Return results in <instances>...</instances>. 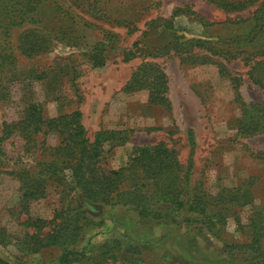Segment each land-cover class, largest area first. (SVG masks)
Returning <instances> with one entry per match:
<instances>
[{
    "label": "rangeland",
    "instance_id": "obj_1",
    "mask_svg": "<svg viewBox=\"0 0 264 264\" xmlns=\"http://www.w3.org/2000/svg\"><path fill=\"white\" fill-rule=\"evenodd\" d=\"M212 1L42 0L33 13L34 27L44 28V33L60 28L67 37L71 34V39H62L75 45L56 42L48 52L28 59L16 49L22 30L31 27L28 19L20 26L0 29V54L10 55L11 65L0 66V129L2 123H13L16 129L0 132L1 261L61 264V257L68 256L67 264H247L244 245L263 232L257 217L264 215V158L256 155L264 153V95L250 78L252 61L259 57L250 56L245 64L242 59L261 45H247L248 54H236L234 59L212 57L226 78L219 76L215 65L181 63L194 52L186 48L180 52L168 48L152 58L166 78L168 108L150 105L144 90L121 91L141 61L138 52L129 60L123 57L139 49L134 44L146 38L155 46L166 44L167 39L157 35L160 22L153 34L143 33L152 30L146 23L168 19L176 7L186 5L194 14L193 20L181 15L172 21L184 37L200 32L195 16L209 24L225 23L226 27H216L220 36L247 32L243 20L250 18L257 3L224 12ZM228 22H239L241 27ZM106 34L114 37V46L106 49L103 66L92 65L89 49ZM55 37L62 36H48ZM38 74L41 80L30 78ZM31 104L44 119L77 109L89 142L101 130L125 131L129 135L125 144L99 145L102 171L123 166L134 147L163 142L176 150L183 166L190 163L188 190L198 187L210 197L229 190L223 194L228 202L210 205L206 211L216 221L215 234L192 220L183 224L180 210L172 216L165 210L157 212L160 216L154 210L156 216H141L140 206L84 202L69 166L61 165L58 156L46 149L57 143V136L18 134L22 110ZM22 169L46 179L43 197L20 201L19 184L7 173ZM37 219L38 227L25 224ZM55 233L61 235L58 241L48 244ZM30 234L35 240L26 236ZM259 245L264 249L263 237Z\"/></svg>",
    "mask_w": 264,
    "mask_h": 264
},
{
    "label": "trees",
    "instance_id": "obj_2",
    "mask_svg": "<svg viewBox=\"0 0 264 264\" xmlns=\"http://www.w3.org/2000/svg\"><path fill=\"white\" fill-rule=\"evenodd\" d=\"M41 1L0 0V29H8L13 25L20 26L28 19L27 24L31 27L22 30L16 46L18 53L26 59L48 52L53 43L56 42L66 46L75 45V43L62 39L64 36L71 39V34L67 37L65 31L60 30V28L48 29L44 33V28L34 27L37 23L33 22L35 20L33 19V13L37 10L36 7ZM212 2L224 12L245 9L257 3L256 9L250 18L243 20L245 23L247 22V32L240 31L239 34L233 36H220L216 27L218 29L226 27L225 23L209 24L195 16L194 20L199 24L200 32L196 37H184L173 26L172 21L181 15H187V18L193 20L192 16L194 14L186 10V5L176 7L168 19L155 18L146 23L152 30L143 33L146 37L150 33L153 34L155 31L154 25L160 22L161 24L156 25L160 26L157 28L159 29L157 35L167 39L166 44L155 46L149 43L148 38H146L143 42L134 44V47L139 46V49L131 51L123 57L124 60H129L135 52H138L141 61L131 71L127 82L121 87V91L130 94L144 90L147 94V102L150 105H160L168 108L166 78L161 68L151 61L152 58L159 56L168 48H171L174 52H180L181 48H186L183 50L188 52L193 50L194 52L191 57L180 59L181 63L191 60V62H198L200 65H215L219 76L226 78L227 74L223 67L211 60L212 57L234 59L236 54L245 52L247 45L259 43L261 49L256 50L254 54L250 53L242 61L245 64L250 56L252 58L259 57V59H253L252 61L250 78L264 95V0H213ZM228 23L241 27L239 22ZM86 27L89 29L95 26L89 25ZM50 33L62 37H55L56 39L51 40V38H48ZM113 39L112 35H101L91 46L88 58L92 65L103 66L106 49L114 46ZM245 53L248 54V52ZM9 64L10 55L1 56L0 54V66L7 65L10 68L11 65ZM30 78L39 81L42 79V75H30ZM13 126V123H2L0 132L2 135L8 134L11 130H16ZM30 133H41L42 135L54 133L57 136V143L46 149L53 151L54 155L58 156V159L62 162L61 165L69 166L71 179L84 202L140 206L141 208L137 213L141 216L148 214L156 216L153 210L156 214L159 210H165L168 215L171 214L172 216V213L176 214L180 210V218L183 224L191 220L195 221L210 235H214V230L217 228L216 221H212V217L207 215L206 211L210 205H224L223 202L230 200L223 195L228 193V189H223L215 197L206 196V193L198 187L188 190L189 161L183 166L178 159L177 151L167 147L163 142L153 146L134 147L123 166L115 170L102 171L98 166V158L101 152L99 145L105 142H114L115 146H120L128 141L129 135H126L123 130H101L95 133L92 142H89L84 135L80 113L77 109L67 114L44 119L37 106L27 105L22 110L21 120L18 121V134L28 136ZM40 144L42 146L44 141H41ZM190 145L192 146V142H190ZM42 157H45V155H42ZM256 157L264 158V153H259ZM51 166L50 164L48 167ZM7 175L12 176L18 182L19 190L22 192L20 201L36 200L44 196L46 179L40 173L31 169H22L11 171ZM183 212L192 213L196 217L185 216ZM157 216L160 215L157 214ZM257 218L258 229L263 232L261 236L252 235L248 244L244 245V261L247 264H264L260 262H264V249L259 245L260 237L264 238V215H259ZM39 222V219H37L32 222L28 221L25 224L35 228L38 227ZM26 236L34 240L36 238L34 234ZM60 236V233H55L54 236L48 237V244L56 243ZM67 258L68 256L61 257L60 263L67 264L69 262ZM0 264L7 263L0 260ZM136 264L141 263L137 261Z\"/></svg>",
    "mask_w": 264,
    "mask_h": 264
}]
</instances>
